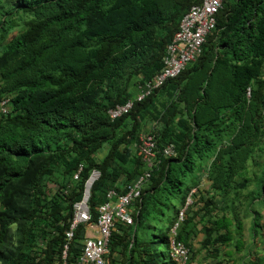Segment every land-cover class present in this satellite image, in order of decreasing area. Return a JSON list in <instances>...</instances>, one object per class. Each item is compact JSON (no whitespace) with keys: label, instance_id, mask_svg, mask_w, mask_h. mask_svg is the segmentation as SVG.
Here are the masks:
<instances>
[{"label":"trees","instance_id":"trees-1","mask_svg":"<svg viewBox=\"0 0 264 264\" xmlns=\"http://www.w3.org/2000/svg\"><path fill=\"white\" fill-rule=\"evenodd\" d=\"M199 1L0 0V99L9 98L0 115V264H61L91 171L99 172L87 203L94 222L107 191L122 193L144 171L132 149L142 133L154 136V166L129 205L132 224L117 223L111 234L108 264H176L169 230L199 182L187 188L185 178L205 159L209 188L175 239L188 248L179 229L196 226L201 213L203 246L238 251L252 213L250 232L264 240V214L253 209L256 200L264 207V178L249 166L264 153V0H224L195 62L127 114H107L159 71L182 16ZM170 143L175 156L167 158L161 149ZM83 239L80 225L66 264ZM245 263L264 264V252Z\"/></svg>","mask_w":264,"mask_h":264},{"label":"built area","instance_id":"built-area-1","mask_svg":"<svg viewBox=\"0 0 264 264\" xmlns=\"http://www.w3.org/2000/svg\"><path fill=\"white\" fill-rule=\"evenodd\" d=\"M224 0H200L192 5L182 16L177 31L172 40L167 44L162 57V67L149 80L137 86V94L133 99H128L122 104H117L107 110L111 120L120 118L127 114L134 106L135 102H141L149 97L153 92L160 89L167 81L175 79L187 67L196 61L201 55L202 46L208 35L212 33L216 26L217 14L222 8ZM246 96H250V89L246 91ZM9 100L7 98L0 101V113L8 112ZM261 114L264 116V101ZM132 149L140 158L144 165L142 174L132 183L124 188L122 193L115 189H110L106 193V200L97 207V216L91 222L88 209L89 190L92 183L98 179L99 172L91 171L88 179L83 185L82 197L73 204V217L70 225L64 233L65 244L62 250L61 264H66L68 245L73 239L74 232L78 226L82 225L84 239L82 241L81 252L74 264H107L109 256V241L117 223L131 225L132 218L129 205L140 197L141 191L151 175L154 166L156 153L155 139L152 134L142 135L139 143H133ZM164 157H174L175 147L167 144L161 149ZM81 166L73 175V180L78 179ZM191 193L187 197L183 208L178 211L176 221L170 227V256L176 264H193L190 261L189 249L180 241L175 239L179 224L185 218L187 207L191 205Z\"/></svg>","mask_w":264,"mask_h":264},{"label":"crops","instance_id":"crops-1","mask_svg":"<svg viewBox=\"0 0 264 264\" xmlns=\"http://www.w3.org/2000/svg\"><path fill=\"white\" fill-rule=\"evenodd\" d=\"M148 129V128H147ZM141 135V134H140ZM209 163V162H208ZM251 169V168H250ZM198 185H197V192L193 196L194 202L197 201V204H194L195 209H190L188 211H196L198 212V209L200 206H202V203L200 201V198H205L206 194L205 192L208 190L210 181L206 178V168H203L201 170V174L198 176ZM256 182H252L248 186V191L253 190L256 186ZM194 187V186H193ZM195 188V187H194ZM260 203L259 200H256L255 203ZM189 214L191 212H188ZM261 215L264 214V207H262ZM201 213L195 216L194 223L196 226L189 227L188 229L185 227V225H182L180 227V231L182 232L181 236L182 238H186L187 246L189 248L190 253V260L193 264H217L218 261H220L219 264H244L247 262V260L252 257V255H261V253L264 252V245H263V237L260 233H257V235L252 234L250 232V225L252 220V213H249V215L244 214V230L242 233V237L238 239L237 246L239 247L237 252V256L231 259V257H226L225 255H231L232 252H234L233 246L225 247L220 244H215L213 247H206L203 246V239L204 235L200 231L201 225H200V218ZM186 228V229H185ZM216 251L219 252L218 256H215ZM246 252L248 254V258L242 260V257H244L243 252ZM238 257V258H237ZM232 260V261H231ZM246 264V263H245Z\"/></svg>","mask_w":264,"mask_h":264},{"label":"rangeland","instance_id":"rangeland-1","mask_svg":"<svg viewBox=\"0 0 264 264\" xmlns=\"http://www.w3.org/2000/svg\"><path fill=\"white\" fill-rule=\"evenodd\" d=\"M143 134V133H142ZM104 155V152L100 153L98 155V157H102ZM208 159H205V160H202V161H198L196 166H195V169L193 171L192 174H189L186 178H185V187L187 188H190L192 185H193V181L195 182L196 178L201 174V168H205L206 165L208 164ZM249 166L250 168L252 169V173L255 174L256 178L260 177V178H264V153L263 155L258 159V162L256 165H252L250 162H249ZM193 202H194V199L192 198ZM249 200L247 201V203H244V210H249L250 206H249ZM194 204L196 205L197 204V201H195L192 205H191V209H195L194 207ZM178 205V204H177ZM130 207V206H129ZM262 205L258 202V203H254V206H253V209L256 210V211H260L261 212V209H262ZM130 210V209H129ZM131 213V211H130ZM169 220V221H168ZM168 220H165L164 221V224L170 222V219ZM162 229V228H161ZM234 248V246H233ZM237 252L239 251H236L235 248H234V252L231 253V259L234 258L237 256ZM244 254V257H242V260L244 259H247L248 257V254L244 251L243 252ZM116 257L121 260V257L116 255ZM238 258V257H237ZM248 261V260H247ZM109 262V259L107 260V264Z\"/></svg>","mask_w":264,"mask_h":264},{"label":"clouds","instance_id":"clouds-1","mask_svg":"<svg viewBox=\"0 0 264 264\" xmlns=\"http://www.w3.org/2000/svg\"><path fill=\"white\" fill-rule=\"evenodd\" d=\"M5 98H6V97H4V98H2V99H5ZM2 99H0V101H1ZM7 99L9 100V98H7ZM8 104H9V102H8ZM7 108H8V111H9V107H8V105H7ZM7 113H8V112H7ZM7 113H6V114H7ZM0 115H5V114H1V113H0ZM142 135H145V134H141V135L139 136V139H140V137H141ZM136 156H137V155H136ZM196 192H197V188H192V189H191V201H193L192 198H193V196L196 194ZM189 195H190V193L188 194V196H189ZM188 196H187V197H188ZM184 204H185V203H184ZM191 205H192V203H191ZM191 205H190L189 207H187L186 212H187L188 209L191 207ZM183 206H184V205H183ZM183 206L180 207V209L183 208ZM180 209H179V210H180ZM179 210H178V211H179ZM186 212H185V217H186ZM177 215H178V213H177ZM176 218H177V217H176ZM184 219H185V218H184ZM175 221H176V220H175ZM175 221H174V222H175ZM183 221H184V220H183ZM183 221H182V223H183ZM182 223H180L179 226H180ZM178 228H179V227H178ZM177 230H178V229H177ZM176 233H177V232H176ZM170 239H171V237H170ZM182 243H183V242H182ZM188 249H189V248H188ZM190 261H191V260H190Z\"/></svg>","mask_w":264,"mask_h":264}]
</instances>
